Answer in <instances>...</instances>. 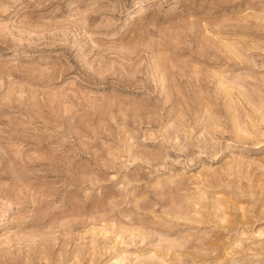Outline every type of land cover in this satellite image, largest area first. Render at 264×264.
Returning <instances> with one entry per match:
<instances>
[{"label":"clouds","instance_id":"1","mask_svg":"<svg viewBox=\"0 0 264 264\" xmlns=\"http://www.w3.org/2000/svg\"><path fill=\"white\" fill-rule=\"evenodd\" d=\"M0 264H264V0H0Z\"/></svg>","mask_w":264,"mask_h":264},{"label":"rangeland","instance_id":"2","mask_svg":"<svg viewBox=\"0 0 264 264\" xmlns=\"http://www.w3.org/2000/svg\"><path fill=\"white\" fill-rule=\"evenodd\" d=\"M216 34L213 33V37H215ZM49 182H51V178H49ZM248 201H241V203H247ZM43 208L47 209V205H42ZM97 204L95 202L89 203L87 206H85L82 210H80V213H77L73 216V228L76 231H82L87 230L89 227H92V222L86 219V217L95 215L94 210L97 209ZM255 215H259V205L257 206V210L255 212ZM57 218V213L52 212L47 216H44L41 218V223H50L54 221ZM236 218L238 221H245L249 223H254V221L251 220L250 217L246 216V210L238 212L236 214ZM104 223H107V221H104ZM97 227L100 225L97 224ZM261 227L260 224H256L257 230Z\"/></svg>","mask_w":264,"mask_h":264}]
</instances>
